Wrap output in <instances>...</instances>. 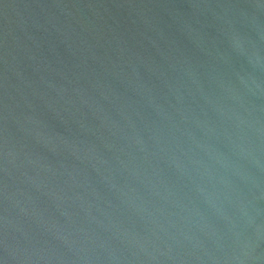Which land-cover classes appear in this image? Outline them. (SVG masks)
I'll use <instances>...</instances> for the list:
<instances>
[{
	"label": "water",
	"instance_id": "obj_1",
	"mask_svg": "<svg viewBox=\"0 0 264 264\" xmlns=\"http://www.w3.org/2000/svg\"><path fill=\"white\" fill-rule=\"evenodd\" d=\"M0 264H264V0H0Z\"/></svg>",
	"mask_w": 264,
	"mask_h": 264
}]
</instances>
